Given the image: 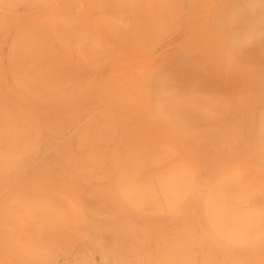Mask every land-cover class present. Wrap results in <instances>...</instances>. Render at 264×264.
<instances>
[{
	"label": "bare ground",
	"instance_id": "bare-ground-1",
	"mask_svg": "<svg viewBox=\"0 0 264 264\" xmlns=\"http://www.w3.org/2000/svg\"><path fill=\"white\" fill-rule=\"evenodd\" d=\"M186 1L0 0V264L56 261L63 227L84 247L61 264H264V160H224L264 157V124L230 146L215 113L259 82L264 5L204 37Z\"/></svg>",
	"mask_w": 264,
	"mask_h": 264
},
{
	"label": "rangeland",
	"instance_id": "rangeland-1",
	"mask_svg": "<svg viewBox=\"0 0 264 264\" xmlns=\"http://www.w3.org/2000/svg\"><path fill=\"white\" fill-rule=\"evenodd\" d=\"M182 7L187 6L186 0H180ZM225 2L224 9L220 12L217 5L218 2ZM235 0H202L198 1L196 9H199V17L196 14L186 21V33L192 31L195 28L200 29L201 34L204 37L209 35L211 31V26L218 21H225V19H230L231 26L236 25L239 22V16L235 12L227 11L228 6ZM264 5V0H261ZM261 14H256L253 18L249 19L250 23L257 26V31L255 32L254 41L251 42V47L248 52L253 61L255 68L254 74L259 80L255 84H250L248 82L242 83L243 85L239 87H231L228 84H222L219 89V95L217 96V101L221 103L215 108V113L218 120H223L229 123L234 129L233 135L230 139V146L238 144L237 139H242L245 137H250L256 126H261L264 124V103L258 101H251L255 97L264 99V10L260 12ZM251 18V17H250ZM222 21V22H223ZM225 23V22H224ZM239 33V32H236ZM178 34V30H173L172 27H166L164 33H159L153 37L149 36V40L157 45H163L166 41L172 40ZM211 34V33H210ZM190 37V36H188ZM244 48H242L243 50ZM240 48V52L242 51ZM242 55V54H241ZM236 76L231 77L234 80ZM223 103V104H222ZM231 161L238 160H264V157L254 158V157H239L232 154L230 157H225ZM73 231L69 227H63L61 229L55 228L53 232L59 234V240L56 242V247L51 251L52 255L55 256L56 261H51V259H46L43 254L40 257L43 261L41 264H61L66 261H70L73 253L79 251L84 246L80 245V240H65L63 238L66 233ZM42 241H46L45 238ZM87 249L88 246H85ZM90 249V247L88 248ZM43 253V252H42ZM50 253V252H48ZM47 253V254H48ZM46 260V261H44ZM88 262V264H99V257L96 253L89 251L87 258L82 259L81 257L76 259L72 264H81L82 262ZM70 264V262H69Z\"/></svg>",
	"mask_w": 264,
	"mask_h": 264
}]
</instances>
